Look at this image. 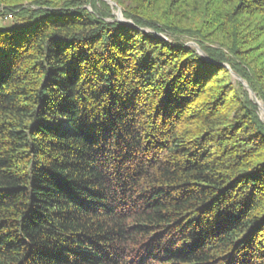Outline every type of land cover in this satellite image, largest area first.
<instances>
[{
    "label": "trees",
    "instance_id": "obj_1",
    "mask_svg": "<svg viewBox=\"0 0 264 264\" xmlns=\"http://www.w3.org/2000/svg\"><path fill=\"white\" fill-rule=\"evenodd\" d=\"M111 1L0 0V264H264V0Z\"/></svg>",
    "mask_w": 264,
    "mask_h": 264
},
{
    "label": "water",
    "instance_id": "obj_2",
    "mask_svg": "<svg viewBox=\"0 0 264 264\" xmlns=\"http://www.w3.org/2000/svg\"><path fill=\"white\" fill-rule=\"evenodd\" d=\"M106 1H107L109 4H111L112 6H113V5H114V6H117V5H116L114 2H112L111 0H106ZM116 16H117L116 21H118V22H122V23H125V24H127V23H131V24H132L131 21L126 20V19L123 17V13H122V10H121L120 8H117ZM147 32H149V31H147ZM157 36L160 37V38H162V39L167 40V38L164 37L162 34H157ZM187 46L195 47V48L197 49V51L199 52L200 55H202L206 60L211 61L210 58H209L207 55H205V53L201 50V48H200L196 43H194V42H190V43L187 44ZM224 66H225L226 68H229V67H230V66L227 65V64H224ZM229 70L232 71L231 68H229ZM232 74H233V76L235 77V79H237L238 82L242 83V85L244 86V88H245L246 90H248V92L250 93L252 99H253V100L256 102V104L258 105V107H259L258 109L260 110L261 118H262V120L264 121V104H263V103H262L263 105L260 104L261 101L258 100V98H257V96L255 95V93L253 92V90L249 87V85H248V84H247V83H246V82H245V81H244L239 75L235 74L234 72H232Z\"/></svg>",
    "mask_w": 264,
    "mask_h": 264
},
{
    "label": "bare ground",
    "instance_id": "obj_3",
    "mask_svg": "<svg viewBox=\"0 0 264 264\" xmlns=\"http://www.w3.org/2000/svg\"><path fill=\"white\" fill-rule=\"evenodd\" d=\"M262 102H260V104H261ZM261 105H263V104H261Z\"/></svg>",
    "mask_w": 264,
    "mask_h": 264
},
{
    "label": "rangeland",
    "instance_id": "obj_4",
    "mask_svg": "<svg viewBox=\"0 0 264 264\" xmlns=\"http://www.w3.org/2000/svg\"><path fill=\"white\" fill-rule=\"evenodd\" d=\"M113 2V1H112ZM116 4V3H115ZM235 78V77H234ZM262 104V103H261Z\"/></svg>",
    "mask_w": 264,
    "mask_h": 264
}]
</instances>
